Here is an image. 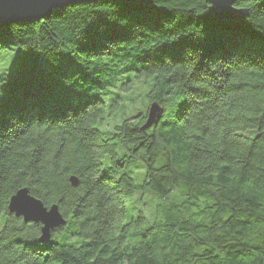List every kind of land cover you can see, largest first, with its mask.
I'll list each match as a JSON object with an SVG mask.
<instances>
[{
    "label": "trees",
    "instance_id": "obj_1",
    "mask_svg": "<svg viewBox=\"0 0 264 264\" xmlns=\"http://www.w3.org/2000/svg\"><path fill=\"white\" fill-rule=\"evenodd\" d=\"M235 6L99 1L0 27V264H264V2ZM140 79L148 108L114 115ZM21 188L59 204L50 242L9 213Z\"/></svg>",
    "mask_w": 264,
    "mask_h": 264
},
{
    "label": "water",
    "instance_id": "obj_2",
    "mask_svg": "<svg viewBox=\"0 0 264 264\" xmlns=\"http://www.w3.org/2000/svg\"><path fill=\"white\" fill-rule=\"evenodd\" d=\"M99 1L129 2L148 5L151 0H0V27L14 23H25L42 20L53 12L70 6L97 3ZM210 13L219 21L236 22L248 14L245 8L235 6L239 0H207ZM264 2V0H263ZM161 113L158 103L149 108L146 127L153 125ZM70 182L73 187L79 185V179L72 175ZM23 193V195H21ZM8 211L25 224H41L40 243L50 242L52 231L66 224V218L57 203L46 206L43 201L31 194L28 188H21L10 199Z\"/></svg>",
    "mask_w": 264,
    "mask_h": 264
},
{
    "label": "rangeland",
    "instance_id": "obj_3",
    "mask_svg": "<svg viewBox=\"0 0 264 264\" xmlns=\"http://www.w3.org/2000/svg\"><path fill=\"white\" fill-rule=\"evenodd\" d=\"M127 78H131V76H127ZM122 84V81L120 82ZM118 90L122 91V88H118ZM116 91L115 95H113L112 98L119 97L121 98V104L119 109L114 112V115L118 117H122L124 115H136L138 113H142L145 108L147 109L148 106L144 97L146 92V86L144 79L136 80L134 83V87L131 88L128 91H122L121 93L119 91ZM106 103L109 102V99L105 100ZM110 112V111H108ZM113 117V116H112ZM122 120V118H119ZM151 199V195H146L145 199L142 200V196L137 194L133 199H131L130 204H132L134 207L135 212H139L142 210L143 212L148 213V211L152 212V207L148 204V202ZM6 220V215L1 214L0 215V230L2 229L4 222Z\"/></svg>",
    "mask_w": 264,
    "mask_h": 264
},
{
    "label": "snow or ice",
    "instance_id": "obj_4",
    "mask_svg": "<svg viewBox=\"0 0 264 264\" xmlns=\"http://www.w3.org/2000/svg\"><path fill=\"white\" fill-rule=\"evenodd\" d=\"M21 195H23V193Z\"/></svg>",
    "mask_w": 264,
    "mask_h": 264
}]
</instances>
